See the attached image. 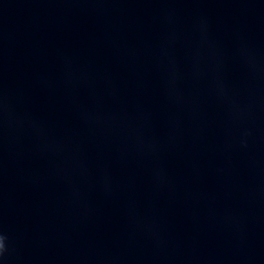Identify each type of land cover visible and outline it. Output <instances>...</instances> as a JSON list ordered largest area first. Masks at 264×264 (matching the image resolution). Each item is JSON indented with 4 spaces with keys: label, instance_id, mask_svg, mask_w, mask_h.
<instances>
[{
    "label": "water",
    "instance_id": "water-1",
    "mask_svg": "<svg viewBox=\"0 0 264 264\" xmlns=\"http://www.w3.org/2000/svg\"><path fill=\"white\" fill-rule=\"evenodd\" d=\"M0 264H264V0H0Z\"/></svg>",
    "mask_w": 264,
    "mask_h": 264
},
{
    "label": "clouds",
    "instance_id": "clouds-1",
    "mask_svg": "<svg viewBox=\"0 0 264 264\" xmlns=\"http://www.w3.org/2000/svg\"><path fill=\"white\" fill-rule=\"evenodd\" d=\"M6 239L7 237L0 233V257L3 256L4 252L7 250L6 248Z\"/></svg>",
    "mask_w": 264,
    "mask_h": 264
}]
</instances>
